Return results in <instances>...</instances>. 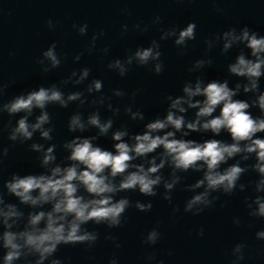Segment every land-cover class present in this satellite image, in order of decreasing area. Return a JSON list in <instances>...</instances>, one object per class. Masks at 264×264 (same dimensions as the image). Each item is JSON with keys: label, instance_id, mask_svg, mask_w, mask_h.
Segmentation results:
<instances>
[{"label": "clouds", "instance_id": "obj_1", "mask_svg": "<svg viewBox=\"0 0 264 264\" xmlns=\"http://www.w3.org/2000/svg\"><path fill=\"white\" fill-rule=\"evenodd\" d=\"M161 21L157 15L153 23ZM58 23L47 21L49 29H55ZM72 27L81 36L88 34L87 22L73 23ZM122 27L126 33L128 25ZM134 27L141 32L149 30L148 25L141 27L139 23ZM197 27L192 21L183 28L164 29L159 39H152L147 47H137L124 58L111 60L107 67L121 77L126 76L134 64L148 66L159 75L165 67L160 41L174 39L175 45L183 50L196 39ZM104 35L103 29L94 33L87 51H96V42ZM205 43L208 51L219 44L224 53L233 47L240 48L228 65L230 75L239 79L233 83L229 78L206 79L197 75L194 80H187L182 94L166 97V112L147 120L140 132H131L127 125L115 127V117L121 109L113 106L111 96L103 94V80L92 78L89 81L91 69L88 67L73 70L61 84H42L0 104V113L19 116L15 124L9 121L6 126L9 140L13 144L33 141L29 148L39 154L43 169L40 173L24 175L13 172L0 189V250L3 253L0 264H65L55 255L62 245L86 244L91 249L99 239L100 233L89 230L87 225L118 228L124 223V214L132 201L120 193L138 191L154 197L163 186V197L172 204V194L184 179L181 174L190 171L201 176L185 185L193 195L185 202L184 212L203 213L219 199L214 193L231 195L237 188L246 191L249 185L242 183L241 178L251 170L258 178L250 182L254 184V197L245 198L249 215L264 218V34L247 25L240 29L231 27L214 39L206 38ZM109 51L107 46L102 49L104 55ZM83 55V52L77 54L75 61H80ZM38 63L45 73L62 64L56 42L43 51ZM212 63L211 57L197 59L190 71L199 72ZM85 81L89 82L84 90L64 91L63 86L82 85ZM7 87V84L0 85V96ZM97 93L100 95H95ZM113 95L124 97L127 93L118 88L113 90ZM135 95L134 92L132 96ZM89 96H92L93 106L107 103L112 116L103 117L100 107L87 116L82 111L74 112L67 127L75 135L63 143L66 155L60 160L58 145L52 142L55 129L48 106L57 104L67 108L74 102L84 106L89 103ZM124 112L133 121L146 120L141 109L133 110V104L126 105ZM93 128L96 129L94 135H84ZM37 133L44 142L34 141ZM193 133L205 138H190ZM224 133L230 140L218 138ZM109 135L112 147L105 148L98 141ZM9 152V146L0 148V164ZM250 160L254 162L247 163ZM166 168L170 169L167 176L163 171ZM9 196L15 197L16 202L9 201ZM135 207L150 211L153 205L151 201L137 200ZM179 211L178 205L173 207L174 214ZM233 223L240 225V218L233 217ZM199 235H204L203 227ZM256 237L264 240V229L258 230ZM161 238L162 233L154 227L144 243L156 245ZM106 239L116 241L117 238L109 234ZM115 247L120 248V243H115ZM245 247L244 243L235 244L231 264H242ZM147 259L164 264V260H156L155 254ZM108 264H120L119 257L114 255Z\"/></svg>", "mask_w": 264, "mask_h": 264}, {"label": "water", "instance_id": "obj_2", "mask_svg": "<svg viewBox=\"0 0 264 264\" xmlns=\"http://www.w3.org/2000/svg\"><path fill=\"white\" fill-rule=\"evenodd\" d=\"M157 15L162 18L159 24L153 23ZM49 19L59 22L55 29L48 28ZM192 21L198 25L197 35L187 48H178L174 39L160 41L165 65L161 74L157 75L148 66L134 64L128 74L121 77L107 67L111 60L124 58L137 47H147L152 39H159L162 30L174 26L183 28ZM84 22L89 25L88 34L81 36L72 25ZM137 23L141 27L148 25L149 30L141 32L135 29ZM124 24L128 25L126 33H123ZM245 25L264 34V0H0V85H8L5 94L0 96V104L42 84H61L73 70L88 67L91 69L89 81L92 78L103 80V94L111 96L113 106L121 109L115 117V127L127 125L131 132H140L147 120L166 112V97L182 94L187 80H194L197 75L206 79L229 78L233 83L239 79L230 75L228 65L239 54L240 48L233 47L224 53L221 51L222 44H219L208 51L205 39H214L231 27L240 29ZM102 29L105 35L97 40V50L88 52L92 35ZM53 42L57 43L62 64L45 73L38 59ZM106 46L110 51L104 55L102 49ZM81 52L84 53L81 60L75 61V56ZM207 57L212 58L211 65H206L199 72L190 71L197 59ZM89 81L77 86L68 84L63 86L64 91L84 90ZM118 88L127 95L114 96L113 90ZM134 92L135 97L132 96ZM91 100L92 96H89V103L84 106L78 102L67 108L57 104L48 106L55 129L52 142L58 145L60 160L66 155L63 143L75 135L67 127L74 112L82 111L87 116L88 112L100 107L103 117L112 116L107 103L93 106ZM129 104H133V110L141 109L146 120H131L124 112ZM18 118L6 112L0 113V148L10 147L9 155L0 164V189L13 172L24 175L43 171L39 154L29 148L33 141L13 144L8 138L9 128L6 126L9 121L15 124ZM31 119L34 120L35 115ZM95 132L93 128L84 135H94ZM190 138L201 140L205 137L193 133ZM218 138L230 140L226 133ZM33 139L44 142L38 133ZM98 143L111 148L113 142L109 135L100 137ZM253 162L250 160L247 163ZM163 171L166 176L170 173L167 168ZM181 175L184 179L172 194V204L164 199L163 186L154 197L144 196L138 191L122 192L120 195L127 196L132 206L124 214V223L120 227L108 228L104 224L90 223L87 225L89 230L100 233L94 247L90 249L86 244L62 245L55 255L65 264H108L114 255L119 257L120 264H156L147 259L153 254L156 260H164V264H231L232 248L237 243H244L245 260L242 264H264V240L256 237V232L264 229V218L250 216L245 200L255 195L254 184L250 182L258 178L257 174L249 170L243 175L241 182L249 185L244 192L237 188L231 195L214 193L219 199L199 215L186 213L183 209L187 199L193 195L185 185L194 183L201 173L190 171ZM7 199L16 202L15 197ZM137 200L151 201L152 209L140 211L135 207ZM176 205L180 211L174 214L173 207ZM233 217H239L241 224H234ZM154 227L160 230L162 238L156 245H148L144 239ZM201 227L204 228L202 237L199 235ZM109 234L115 236L116 241L106 239ZM117 242L120 248L115 247Z\"/></svg>", "mask_w": 264, "mask_h": 264}]
</instances>
